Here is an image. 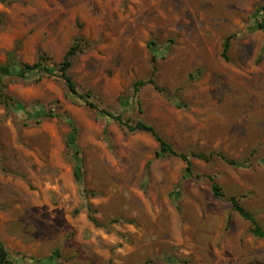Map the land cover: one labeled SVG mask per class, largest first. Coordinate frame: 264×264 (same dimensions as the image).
Listing matches in <instances>:
<instances>
[{"label":"rangeland","instance_id":"obj_1","mask_svg":"<svg viewBox=\"0 0 264 264\" xmlns=\"http://www.w3.org/2000/svg\"><path fill=\"white\" fill-rule=\"evenodd\" d=\"M263 4L0 2V65L34 64L44 55L58 67L84 38L89 45L69 74L98 107L59 78H0L9 99L0 102V240L7 250L42 260L59 252L60 264H264V239L230 202L236 198L264 229V32L249 31ZM151 42L169 45L157 62ZM152 77L162 92L146 84L135 93L136 83ZM35 110L54 116L31 117ZM101 110L153 125L180 152L216 156L193 159L186 177L182 160L157 158L150 134L130 133ZM65 117L79 130L82 187ZM211 179L224 198L214 197Z\"/></svg>","mask_w":264,"mask_h":264},{"label":"trees","instance_id":"obj_2","mask_svg":"<svg viewBox=\"0 0 264 264\" xmlns=\"http://www.w3.org/2000/svg\"><path fill=\"white\" fill-rule=\"evenodd\" d=\"M1 3H7V0H0ZM3 21V15L0 13V24ZM253 25L249 30L251 33L262 31L264 32V4L259 7L252 17ZM231 40L232 37L227 39L224 44V51L223 57L225 59L228 58V53L231 47ZM89 43L84 38H78L73 46L69 49L66 53L64 60L60 63L58 67L51 66L49 64L48 59L46 56H40L39 60L34 64H27V63H17L15 61H10L5 65H0V78H15L20 80H28L31 77L39 74H44L49 77H55L63 80L69 90L70 93L74 96H78L81 100H84L89 106L92 108L98 109L96 105L91 102L92 95L89 94H80L78 91V87L76 83L73 81L72 77L70 76V70L73 68L74 59L75 57L84 50ZM151 53L153 55L154 62H157V59L164 55L168 49L169 45H159L156 42L150 43ZM146 84H152L156 86V81L154 77L149 79L148 81H140L135 84V93L140 91V88L144 87ZM156 89L160 92L163 90L156 86ZM0 102L9 105V99L6 97L4 91L0 93ZM18 104H16L17 106ZM20 107V106H18ZM21 109L23 107H20ZM101 114L104 116L114 120L130 133H137V132H144L150 134L155 141L159 145V151L157 152V158L162 157H174L182 160L187 164L186 169V177H191L193 175V159H199L203 161L210 162L216 154L205 155L200 153H193L192 155L183 153L178 151L169 141H167L153 126L146 122L139 121L137 123L131 122L129 119H125L122 115L113 113L108 110H101ZM31 117H40V118H48L53 117V113L50 112H37L36 110L30 113ZM65 120L69 123L72 130L67 139V146L69 150L73 154V159L75 162V178L79 187L83 186L84 180V159L82 157V151L78 144L79 139V130L76 124L70 117H65ZM219 158H221L225 163L230 166L236 168H247L245 163L229 159L224 154H217ZM213 185V195L217 199L224 198L223 189L221 186L214 180L211 179ZM174 199L177 201L178 196L174 195ZM233 209L246 221H248L251 225V233L260 239H264V229L252 213L247 211L236 198H231L230 200ZM91 210V209H89ZM94 223H97L96 219L92 217ZM61 254L59 252H55L50 258L42 260V259H35V258H28L22 256L20 254L13 255L10 253L4 243L0 240V264H60ZM171 261L170 259H167ZM148 264V263H146Z\"/></svg>","mask_w":264,"mask_h":264}]
</instances>
